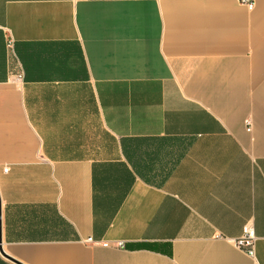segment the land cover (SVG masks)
Wrapping results in <instances>:
<instances>
[{
    "label": "crops",
    "instance_id": "0c3cea01",
    "mask_svg": "<svg viewBox=\"0 0 264 264\" xmlns=\"http://www.w3.org/2000/svg\"><path fill=\"white\" fill-rule=\"evenodd\" d=\"M250 1L0 0V264H264Z\"/></svg>",
    "mask_w": 264,
    "mask_h": 264
},
{
    "label": "built area",
    "instance_id": "2783aa9c",
    "mask_svg": "<svg viewBox=\"0 0 264 264\" xmlns=\"http://www.w3.org/2000/svg\"><path fill=\"white\" fill-rule=\"evenodd\" d=\"M242 1L244 3H246L249 6V8H253L254 3L252 1H250V0H242ZM4 170L8 171V168L6 167ZM257 239L258 238H257L256 232H255V228L253 227L252 224H247L243 229L242 235L237 240H235V245L239 249L245 250L248 254L254 255ZM87 241L90 243L94 242V240L92 238H88ZM101 244L103 246H109L110 245L109 242H102ZM116 245L118 247H122L123 242H117Z\"/></svg>",
    "mask_w": 264,
    "mask_h": 264
},
{
    "label": "water",
    "instance_id": "95a60500",
    "mask_svg": "<svg viewBox=\"0 0 264 264\" xmlns=\"http://www.w3.org/2000/svg\"><path fill=\"white\" fill-rule=\"evenodd\" d=\"M1 201V200H0ZM0 229H1V213H0Z\"/></svg>",
    "mask_w": 264,
    "mask_h": 264
}]
</instances>
